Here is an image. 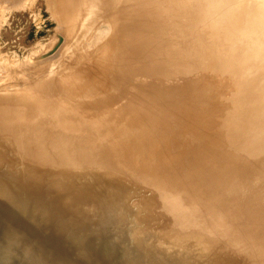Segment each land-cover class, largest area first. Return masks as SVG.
<instances>
[{
    "label": "bare ground",
    "instance_id": "1",
    "mask_svg": "<svg viewBox=\"0 0 264 264\" xmlns=\"http://www.w3.org/2000/svg\"><path fill=\"white\" fill-rule=\"evenodd\" d=\"M50 1L54 13L68 20L70 34L76 31L81 15L94 14L100 3L107 5V10L117 4L126 10L122 0ZM128 17L137 18L139 26V15ZM137 42L139 47L140 36ZM165 59L178 71L166 70L163 77L182 73L181 91L170 86L177 94H168L174 102L159 99L158 71L144 78L142 67L133 62L135 69L130 71L141 76L130 95L137 102L116 111L122 121L131 120L128 128L151 125L156 129L161 145L156 154L130 148L123 138L126 133L120 130L105 129L107 145L101 151L94 148L92 139L79 142L64 129L76 132L86 125L98 139L104 133L92 124L89 112H106L98 105L100 100L81 109L58 108L56 98L63 95L53 94L52 86L43 87L47 91L44 97L36 91L39 84L28 89L34 106L20 113L34 122L61 127L64 134L53 136L52 141L33 135V140L18 136L15 141L9 137L0 143V264H243L244 246L251 250L247 264H264V141L252 142L257 132L249 128L247 113L241 127L231 130L221 121L218 109H186L183 104L189 101L179 97L200 84L189 79L199 75V65L188 70L186 57L177 60L170 55ZM77 62L78 57L72 56V66ZM107 63L102 55L83 73L76 72L70 79L79 87L67 89L70 94L86 90V95L98 99L112 97ZM113 90L115 96L127 95L122 83ZM109 101L103 103L109 106ZM17 103L6 101L0 114L8 115ZM118 136L122 138L118 140ZM62 142H69L70 148L65 149ZM237 144L240 147L233 148ZM7 146L17 149L10 151ZM246 146L251 150L247 162ZM18 148L24 150L25 157L15 156ZM41 157H48L44 164L39 163ZM88 157H98L101 164ZM205 159L208 165H201ZM159 163L177 169L180 183L193 193L196 203L202 201L207 208L181 211L176 201L182 194H167L165 182L150 174ZM22 186L28 187L27 191ZM157 186L162 190L153 191Z\"/></svg>",
    "mask_w": 264,
    "mask_h": 264
},
{
    "label": "rangeland",
    "instance_id": "2",
    "mask_svg": "<svg viewBox=\"0 0 264 264\" xmlns=\"http://www.w3.org/2000/svg\"><path fill=\"white\" fill-rule=\"evenodd\" d=\"M122 1L126 4L125 11L121 4L111 8L108 6L107 10V5L100 3L101 8L94 11V14L91 12L81 15L76 31L70 34L67 29L68 20L54 13L50 0H0V108L10 99L18 101L8 115L0 114V143L6 141V138L14 140L18 136L24 139L30 136L29 139L33 140V135L36 139L52 141L53 136L58 138L64 134L60 133L63 131L61 127L55 128L50 123L41 121L34 122L20 113L32 110L34 102L28 89H34L31 86L39 84L36 91H40L42 97L47 95L43 87L48 85L52 86L53 94L64 96L62 99L56 98L58 108L81 109L93 106L94 103L97 105L100 100L101 104L98 105L107 109L106 112H89L92 124L104 133L98 139H94L93 131L86 125L76 132L64 129L66 134L75 136L79 142L92 139L94 148L101 151L107 142L105 129L114 132L120 130L123 134L126 133L123 138L127 139L130 148L143 149L146 155L153 152L156 154L161 146L156 129L151 125L128 128L126 125L132 126L131 120L122 121L116 111L137 102L130 95L134 94L135 82L141 76L130 71L135 69L133 62L142 67L144 78H149L151 73L158 71L159 86L170 88L167 90L159 87V99L174 102L168 94H177L170 86L181 91L183 82L180 70L176 77L162 76L166 70L178 71L165 59L170 55L176 56L177 60L180 57L188 58V70L194 68V64L199 65V75L196 73V78L191 76L189 79L200 84L194 85L185 96L181 94L179 97L180 100L189 101L183 104L186 109L199 108L192 110L194 112L218 109L221 121L231 130L241 127L243 114L247 113L249 128L254 133L257 132L252 142L259 139L264 141V0ZM131 13L140 16L139 26L137 18L128 17ZM121 23L125 25L122 26ZM138 36L141 38L139 47ZM102 55L108 60L106 67L113 84L108 92L112 97L101 96L98 99L93 94L86 95V90L83 92L85 94L76 92V96L75 92H71V95L67 89L72 86L75 88V85L77 88L79 85L70 78L75 77L76 72L83 73ZM72 56L78 57L74 66L71 63ZM162 58L164 59L160 61ZM62 64L64 66L58 68ZM34 71L36 74H31ZM123 74L126 76L122 77ZM25 77L26 79L21 80ZM119 83H122V88L127 92L123 98L115 96L116 92L113 90L117 89ZM79 90L83 91L81 88ZM108 100L109 106L103 103ZM142 106L150 108L149 104ZM110 131L107 134H111ZM121 138L118 136V140ZM62 145L65 149L70 148L69 142H62ZM236 147L240 145L233 148ZM9 149L13 151L17 148L10 146ZM16 152V157H25L22 148H18ZM250 153V148L246 146L245 162L249 160L247 157L251 156ZM182 154L183 152L180 156ZM88 158L101 164L98 157ZM47 159L48 157H41L39 163L44 164ZM208 163V159H205L200 164ZM21 168L27 167L22 165ZM154 168L155 171L150 174L158 182H165L167 194L170 195L171 191L175 192L174 196L182 194L180 200L176 201L181 211L195 210L197 206L201 210L207 208L202 201L200 204L196 203L193 193L180 183L177 169L167 163H159ZM22 173L24 177L27 176L25 169ZM146 174L148 173L144 172ZM162 175L167 178L166 181ZM27 189L28 187L22 186L23 191ZM156 189L162 190L157 186L153 191ZM43 196L40 191L39 198ZM131 205H135L134 200ZM250 252L249 246L243 247V264H247Z\"/></svg>",
    "mask_w": 264,
    "mask_h": 264
}]
</instances>
